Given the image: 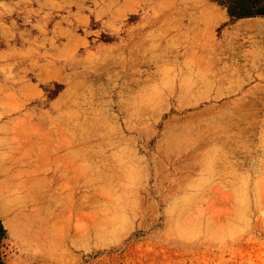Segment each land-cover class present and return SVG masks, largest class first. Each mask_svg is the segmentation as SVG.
Masks as SVG:
<instances>
[{
	"label": "rangeland",
	"instance_id": "rangeland-1",
	"mask_svg": "<svg viewBox=\"0 0 264 264\" xmlns=\"http://www.w3.org/2000/svg\"><path fill=\"white\" fill-rule=\"evenodd\" d=\"M211 5L220 21L189 27ZM257 20L216 0H0V264H264V54L236 29ZM199 124L188 146L166 130ZM32 125L59 127L60 173L29 166Z\"/></svg>",
	"mask_w": 264,
	"mask_h": 264
},
{
	"label": "bare ground",
	"instance_id": "bare-ground-1",
	"mask_svg": "<svg viewBox=\"0 0 264 264\" xmlns=\"http://www.w3.org/2000/svg\"><path fill=\"white\" fill-rule=\"evenodd\" d=\"M161 8H163V9H165V7L163 6V5H161L160 6V9ZM207 10V13H206V15L205 14H201L199 17H198V19H197V17L196 18H192V19H190V23L188 24L189 25V27H191V25L193 26H197V25H208V27H213V25H216L217 24V22L218 21H220V18H221V16H220V13H218V8L217 7H215L214 8V6H210L208 9H206ZM185 11V10H184ZM154 15V14H153ZM157 17V16H156ZM158 21V19H155V23ZM242 23V22H241ZM236 29L238 30V31H241V33L242 34H252V35H254V36H259V38H260V41L258 42V44H261V46H262V56H263V54H264V23L263 22H259L258 20L257 21H251V22H245L244 24L242 23V24H240V25H238L237 27H236ZM185 32V31H184ZM182 33V37H184L185 36V38L187 39V40H189V37L191 38V35H189L187 32H185V33ZM212 32V31H211ZM210 32V33H211ZM193 37V43H191L190 44V46H194V45H199V40H200V35H194V36H192ZM189 46V45H188ZM200 46V45H199ZM200 48L202 49L203 48V45H201L200 46ZM123 51V50H122ZM131 52V51H130ZM127 54V53H126ZM129 54V53H128ZM130 55V54H129ZM145 59V58H144ZM146 59H147V57H146ZM135 60H137V59H135ZM146 63H148V61H146ZM132 65H134V64H132ZM132 68V67H131ZM136 69V68H135ZM116 79V78H115ZM197 81H199V80H197ZM114 82H115V80H114ZM163 82V81H162ZM166 82V81H165ZM204 82L206 83V81L204 80ZM137 83V82H136ZM170 83H172L171 81H170ZM169 83V84H170ZM189 81L187 80V81H180L179 83H175L176 84V87H179V93H184V92H187V90H188V88H189ZM194 83H195V81H194ZM199 83V82H198ZM202 83H203V81H202ZM201 84V83H200ZM171 86V85H170ZM191 86V85H190ZM197 87H199V86H196L195 88H194V91L195 90H198L199 88H197ZM263 90V89H262ZM193 91V90H192ZM194 91H193V93H194ZM264 91V90H263ZM262 91V94L264 93ZM153 92V91H152ZM155 92V91H154ZM197 92V91H196ZM216 93V92H215ZM218 93V92H217ZM216 93V94H217ZM179 95V94H178ZM201 95V94H200ZM200 95L198 96V95H196L197 96V98H199L200 97ZM206 95V94H205ZM221 96L220 95V93L218 94V95H214V94H208V95H206V96H203L207 101H209V102H211V101H217V98H219V97ZM264 96V95H263ZM262 98V97H261ZM264 99V98H263ZM242 100V99H241ZM263 101V100H262ZM193 102V101H192ZM191 102V103H192ZM248 102V101H247ZM201 102H198V101H195L194 103H192V104H190V103H184V104H181V105H178V109H176L175 110V112L176 113H181V111H185V109L186 108H197L198 106H199V104H200ZM246 103V101H244V103L242 102L241 104H245ZM212 104V103H211ZM252 104V103H251ZM262 104V106H263V109H264V101L261 103ZM80 105V104H79ZM79 105H77V107L79 106ZM198 105V106H197ZM210 105V104H209ZM215 105V104H214ZM228 105V104H227ZM250 107H252L251 105H249ZM81 108V107H80ZM199 108V107H198ZM204 109V108H203ZM202 109V110H203ZM205 109H207V108H205ZM204 109V110H205ZM209 109V108H208ZM210 109L211 110H213V109H215L214 107L212 108L211 107V105H210ZM187 110H189V109H187ZM195 113H197V111H195ZM108 115V114H107ZM185 115V114H184ZM183 115V116H184ZM249 115L250 114H248V115H246V121L248 122V117H249ZM196 116V115H195ZM177 118H178V116H176ZM194 118V114H192V115H188L187 116V114H186V118ZM242 117V119H244V115H242L241 116ZM250 117H252V118H254L255 117V115H253L252 114V116H250ZM174 118H175V116H174ZM182 118V117H181ZM192 118V119H193ZM58 120V119H57ZM212 120H214V122H215V124H217V125H215L214 124V126L213 127H211L210 128V131L212 130V131H216L217 129H224V126H223V124H222V116H221V113L220 112H218V113H215V114H213V116H212ZM211 120V121H212ZM251 120H253V119H251ZM210 121V122H211ZM58 122V121H57ZM173 122H176L175 120L173 121ZM54 125H52L53 123L51 122V126H56V125H60V124H57L55 121H54ZM50 124V123H49ZM233 124L235 125L236 124V122H233ZM48 125V124H47ZM182 125H184V124H181V126ZM189 125V124H188ZM35 126V125H34ZM34 126L32 125V128L34 129ZM50 126V125H49ZM80 126V125H79ZM177 126V125H176ZM199 126H201V124H199L197 127V130L198 131H196V134L194 133H190L191 132V127L189 128L190 129V131H188L189 129H185V130H183V132H181V133H179L180 131H181V128L182 127H179V128H177V130L175 129L176 127L175 126H170V128L172 129V127H173V130H170L169 128V130L168 129H166L167 131H169V132H171V131H173L171 134H172V136H169V137H171V141H173V140H178V141H183L184 142V145L186 144L187 146L189 145V143H192V142H198V141H202V137H203V133L202 132H200V130H201V128H202V126L201 127H199ZM206 126H208V125H206ZM221 126V127H220ZM31 127V126H30ZM41 127L40 125H38L36 128L37 129H34V131H32V133L30 134V137H31V141H30V143H29V145H28V147L25 149V152H26V154H28V158H29V153L31 154V158H30V162H28V164H29V166H31L33 169H35L36 171L37 170H39L42 166H44L43 164H47V168H49V170H51V171H54L55 173H57L58 172V170H59V173H60V168H59V164L60 163H62L63 161H64V156H63V154L61 153L60 155L58 154V152L61 150L60 148L62 147L63 148V146H62V144L59 146V144H60V142L58 141L59 139L57 138V135L56 134H58V133H60L59 132V127L57 128V127H55V128H57L56 130L58 131V133L56 132V131H54V130H50V129H53V128H49V127H47V126H45V128H48V130H45L44 128L43 129H41V130H38L39 128ZM78 127V126H77ZM175 127V128H174ZM232 127V126H231ZM230 127V128H231ZM78 128H81V129H83L84 131H85V129L84 128H86V126L83 128V126L81 127H78ZM77 128V129H78ZM204 128V127H203ZM203 128H202V130H203ZM206 128V127H205ZM204 128V129H205ZM208 128V127H207ZM32 129V130H33ZM87 130H88V128H86ZM90 129V128H89ZM175 129V130H174ZM31 130V129H30ZM79 130V129H78ZM85 131V132H88V131ZM193 130V129H192ZM75 131V130H74ZM204 131V130H203ZM208 131H209V128H208ZM85 132H82V133H85ZM89 132H91V131H89ZM168 132V134H170ZM78 133V132H77ZM179 133V134H178ZM170 134V135H171ZM176 134V135H175ZM58 135H60V134H58ZM88 135H90L89 133H88ZM165 135V134H164ZM174 135V136H173ZM190 135H195V136H193V137H190ZM77 136V135H76ZM85 136V135H84ZM82 137V136H81ZM168 137V136H167ZM166 137V138H167ZM168 137V138H169ZM85 139H87L86 137H85ZM164 139H165V136H164ZM213 140V139H212ZM212 140H210V141H212ZM177 141V142H178ZM210 141L207 143V145L210 143ZM180 143V142H179ZM182 143V142H181ZM180 143V144H181ZM143 146L144 147H146L147 145L146 144H143ZM217 147H219V146H214L213 144L210 146V150H207L206 152L207 153H205L204 155V157L206 158H208V161H209V159L211 158V156L212 155H214V151L216 150V148ZM27 150V151H26ZM72 150H74V149H72ZM187 150V149H186ZM62 151V150H61ZM24 152V151H23ZM189 153H190V151H187V152H184V154L182 155V157H184L185 158V160L186 159H188L189 158ZM25 155V154H24ZM62 155V156H61ZM207 155V156H206ZM203 157V158H204ZM204 158V159H205ZM203 159V160H204ZM26 161H28V160H26ZM25 161V162H26ZM205 161V160H204ZM185 162V161H184ZM210 163V165H207L206 163H208V162H202V163H204L203 165L205 166V168L207 167V168H210V166L211 165H215V162H214V160H210L209 161ZM214 163V164H211V163ZM204 168V169H205ZM206 168V169H207ZM212 168H214V166H212ZM212 168H210L208 171H210V172H212L213 170H212ZM177 169H179L180 170V168L178 167V168H176V167H173L172 168V170H174L175 171V173H176V171H177ZM61 176V175H60ZM57 178H58V175H57ZM199 178H201V177H199ZM33 184H34V187H35V185L36 184H38V188H36V190H34L33 192H32V194H33V196H32V200H34V201H39V202H44L45 201V203H47V205H45V206H42V207H40L39 209V211L41 212V213H43L44 211H50V212H53V210H54V207H56V205H57V197L56 196H48V195H46V196H42L41 195V193H42V188H41V186H42V183H40V182H37V177L35 178H33L32 179V181H31ZM33 187V188H34ZM32 188V189H33ZM72 190V189H71ZM11 193H13V190H11ZM72 199H73V197L72 196H70V198L67 196L66 197V200H67V202L68 201H72ZM52 201H53V203H52ZM69 203V202H68ZM178 203H180V212H185V208H186V206L188 205V203H189V198L188 197H186V196H183V198L180 200V202H178ZM4 204V205H3ZM3 204H1V206H0V209H1V211L3 212V213H6L7 212V210H8V206L6 207V209L4 208L5 206H6V203L4 202ZM69 204H71V202L69 203ZM1 213V212H0ZM55 222V221H54ZM19 227L18 225H15L14 226V229L15 230H17L18 228L17 227Z\"/></svg>",
	"mask_w": 264,
	"mask_h": 264
},
{
	"label": "trees",
	"instance_id": "trees-1",
	"mask_svg": "<svg viewBox=\"0 0 264 264\" xmlns=\"http://www.w3.org/2000/svg\"><path fill=\"white\" fill-rule=\"evenodd\" d=\"M226 8L227 12L235 17L264 16V0H216Z\"/></svg>",
	"mask_w": 264,
	"mask_h": 264
}]
</instances>
